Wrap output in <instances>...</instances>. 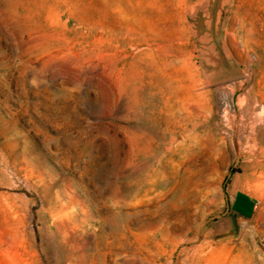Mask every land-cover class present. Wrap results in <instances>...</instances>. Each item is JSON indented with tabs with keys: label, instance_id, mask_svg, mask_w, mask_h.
I'll use <instances>...</instances> for the list:
<instances>
[{
	"label": "rangeland",
	"instance_id": "obj_1",
	"mask_svg": "<svg viewBox=\"0 0 264 264\" xmlns=\"http://www.w3.org/2000/svg\"><path fill=\"white\" fill-rule=\"evenodd\" d=\"M0 264H264V0H0Z\"/></svg>",
	"mask_w": 264,
	"mask_h": 264
},
{
	"label": "crops",
	"instance_id": "obj_2",
	"mask_svg": "<svg viewBox=\"0 0 264 264\" xmlns=\"http://www.w3.org/2000/svg\"><path fill=\"white\" fill-rule=\"evenodd\" d=\"M258 199L247 190H237L231 200V215H236L239 220L252 221L258 213Z\"/></svg>",
	"mask_w": 264,
	"mask_h": 264
},
{
	"label": "bare ground",
	"instance_id": "obj_3",
	"mask_svg": "<svg viewBox=\"0 0 264 264\" xmlns=\"http://www.w3.org/2000/svg\"><path fill=\"white\" fill-rule=\"evenodd\" d=\"M185 3V2H184ZM181 8V7H180ZM186 12V11H185ZM159 43V42H158ZM173 53V52H172ZM168 54V53H167ZM179 57V56H178ZM169 59V58H168ZM154 81H155V79H154Z\"/></svg>",
	"mask_w": 264,
	"mask_h": 264
}]
</instances>
